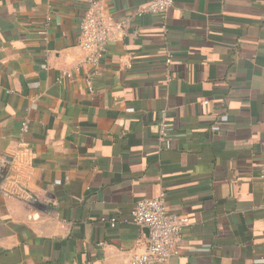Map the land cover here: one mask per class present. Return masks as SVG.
Returning a JSON list of instances; mask_svg holds the SVG:
<instances>
[{"label":"crops","instance_id":"obj_1","mask_svg":"<svg viewBox=\"0 0 264 264\" xmlns=\"http://www.w3.org/2000/svg\"><path fill=\"white\" fill-rule=\"evenodd\" d=\"M89 1L0 0V264H130L146 231L122 220L162 195L190 220L167 264H264V0H101L130 25L92 91Z\"/></svg>","mask_w":264,"mask_h":264},{"label":"built area","instance_id":"obj_2","mask_svg":"<svg viewBox=\"0 0 264 264\" xmlns=\"http://www.w3.org/2000/svg\"><path fill=\"white\" fill-rule=\"evenodd\" d=\"M177 0H151L148 4L140 8V15L148 14L153 16H164L172 9ZM129 19L116 21L107 18L105 5L101 0H90L85 15L80 25L79 46L85 51L86 58L83 65L93 69V74L86 78V84L89 90L94 89L93 76L100 67L110 43H115L123 39L129 29ZM47 31H42L41 35H46ZM172 62L169 57L167 64ZM70 72H63L58 82L71 80ZM214 132H220L221 128L215 125L212 129ZM22 131L28 132V125L23 124ZM170 129L168 114L164 110L161 113L159 124V149H171L177 140ZM6 164L0 159V198H10L11 192L6 188ZM264 180V170L262 171ZM124 223L147 228L149 235L142 236L138 240V248L135 251L130 264H167L173 255H178L177 245L183 232L190 226L188 217L170 212L167 208L165 197L159 196L153 199H143L139 201L129 218L122 220ZM119 219L112 217L109 220L111 228H116ZM99 246L106 248V243L101 242Z\"/></svg>","mask_w":264,"mask_h":264},{"label":"trees","instance_id":"obj_3","mask_svg":"<svg viewBox=\"0 0 264 264\" xmlns=\"http://www.w3.org/2000/svg\"><path fill=\"white\" fill-rule=\"evenodd\" d=\"M215 125H218V126H220V128H221V131L220 132H213L215 135H221L222 134V125H221V123H219L218 121L216 122V123H214L213 125H212V128L211 129H213V127L215 126ZM170 126V125H169ZM171 132L176 136V137H178V135H176V133L174 132V130H172V128H171ZM158 147H159V143H158V145H157ZM173 149V147L171 148V149H169V150H172ZM169 150H167V149H161V151H169Z\"/></svg>","mask_w":264,"mask_h":264},{"label":"water","instance_id":"obj_4","mask_svg":"<svg viewBox=\"0 0 264 264\" xmlns=\"http://www.w3.org/2000/svg\"><path fill=\"white\" fill-rule=\"evenodd\" d=\"M145 231H146V236L149 235V230L147 228H145Z\"/></svg>","mask_w":264,"mask_h":264}]
</instances>
